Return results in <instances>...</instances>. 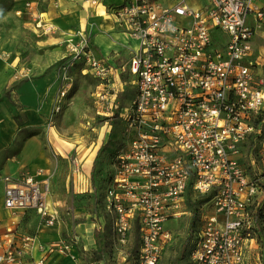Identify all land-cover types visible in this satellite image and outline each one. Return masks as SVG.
I'll return each mask as SVG.
<instances>
[{"label":"built area","instance_id":"2783aa9c","mask_svg":"<svg viewBox=\"0 0 264 264\" xmlns=\"http://www.w3.org/2000/svg\"><path fill=\"white\" fill-rule=\"evenodd\" d=\"M100 0H92L98 3ZM122 0L109 10L117 27L137 42L128 65L136 94L122 115L126 145L118 154L106 188L104 210L112 216L116 243L128 244L139 226L137 264H160L178 229L171 219L190 212L188 200L213 193V211L202 213L192 264H250L254 235L252 207L264 211V169L254 175L241 161L245 143L264 122L263 57L255 39H264V0ZM27 8L33 4L27 2ZM254 24L249 23L250 16ZM44 32L53 33L52 24ZM64 39L68 50L54 112L73 86L70 69L100 80L97 98L113 107L117 67L94 53L89 37L76 31ZM264 166V139L260 148ZM74 173L81 160L71 159ZM36 174L6 176L5 206L35 209L46 224L57 221L47 204L49 179ZM196 196V197H193ZM264 224V213H263ZM31 236L22 241L29 245ZM77 236L54 243L49 252H70ZM0 264H25V249L0 233ZM262 259V254H260ZM44 257L34 264H44Z\"/></svg>","mask_w":264,"mask_h":264},{"label":"crops","instance_id":"0c3cea01","mask_svg":"<svg viewBox=\"0 0 264 264\" xmlns=\"http://www.w3.org/2000/svg\"><path fill=\"white\" fill-rule=\"evenodd\" d=\"M27 2L33 7L27 8ZM121 2L0 0V233L9 235L14 246L25 249L22 257L25 264H34L43 257L44 264H88L86 260L97 248L93 214L84 203L85 196L94 191L93 169L98 147L94 142L87 143V147L66 138L76 128L64 124L73 109L75 94L63 99L64 111L56 113L54 109L62 85L60 66L69 54L63 41L76 37V31H83L89 37L96 56L117 67L112 86L117 89L113 109L107 111L105 107L97 113L122 117L130 106L136 83L133 78L132 91L128 86V77H132L128 65L137 42L118 29L109 10L111 5ZM249 21L254 24L252 15ZM44 24H52L54 32H44ZM262 37L263 30L259 29L255 47L263 57ZM255 70L264 76V58L262 66ZM70 75L74 84L86 74L73 67ZM129 91L132 96L126 104ZM74 156L81 160L79 173L73 171ZM40 170L39 179L42 182L49 179L47 204L57 215L54 224L44 223L35 209L11 210L5 206L4 178L36 174ZM25 235L32 238L29 245L22 241ZM74 236L78 242L71 246L70 252H49L52 244L69 242ZM247 254L250 264H264L257 240L250 242ZM191 262L189 256L188 264Z\"/></svg>","mask_w":264,"mask_h":264},{"label":"rangeland","instance_id":"374dc122","mask_svg":"<svg viewBox=\"0 0 264 264\" xmlns=\"http://www.w3.org/2000/svg\"><path fill=\"white\" fill-rule=\"evenodd\" d=\"M202 1L203 0H195L196 3ZM195 2L194 4L196 5ZM32 47L33 43H31V48ZM81 76V79H77V82L74 80L75 82L67 97L69 98L71 94H75L76 99L72 103L73 109L68 113V116H66L67 119L64 121V124L76 128L73 129L74 132H69L66 138L74 143L82 145H86L87 143L93 144L92 142H94L95 146L98 147L96 151L95 168L93 169L94 191L89 196H85L84 206L86 210L91 211L93 214L91 217L96 225V231L99 229L103 231L107 256L105 261H94L93 255H90L86 262H88V264H137L135 259L138 252L137 244L139 243L137 230H133L128 244L124 246L117 245L116 241L114 242L113 232H110L108 227L103 229L106 222L101 218L102 214L98 211L95 202L97 197L102 195L110 184L114 174L116 158L126 145L127 138L124 132L125 122L118 114L110 118L97 113L105 109V104L97 103L99 102L97 94L101 91V88H98L100 80L91 75ZM133 78L134 77H128L130 81L128 86L132 91H134L133 89L135 86ZM132 91H129L127 94L128 96L125 99L126 104L131 100ZM131 104L132 102L130 105ZM64 110L65 109H63V111ZM258 128H260L261 131L255 133V135L248 140L246 148L241 153L240 157L244 165L254 175H259L264 169L260 157V148L264 139V122L261 120L258 123ZM86 146L88 147L89 144ZM77 150L78 146L75 148V151ZM193 197L196 196L193 195ZM206 198L208 197L199 196L195 200L192 199V201H196V203L193 207L194 202H192L189 206L190 212L187 215L180 220L171 218L166 223V227L178 229V234L172 244L165 249L160 264H175L177 258L180 256L182 258L179 261L180 264H188L189 247L187 245V239L189 237V225L192 219H196L197 225L200 224L202 213L213 211L211 201Z\"/></svg>","mask_w":264,"mask_h":264},{"label":"trees","instance_id":"16d2710c","mask_svg":"<svg viewBox=\"0 0 264 264\" xmlns=\"http://www.w3.org/2000/svg\"><path fill=\"white\" fill-rule=\"evenodd\" d=\"M64 61H63V63H64ZM75 68H78V66H75ZM78 70H79V68H78ZM247 142L244 144L245 148H246ZM104 196H105V192H103L102 195H99L95 202H96V206H97L98 211L102 214L101 218H103L105 220V222H106L104 228L103 227L102 228L105 229L106 227H108L109 231L113 232L112 216L107 214L105 212V210H104ZM202 197H208L206 199L211 201L212 197H213V193L207 194V195L202 196ZM192 202H194V205H193V207H194L196 201H192V198H190L188 200L189 206L192 204ZM251 209H252V211L254 213V225H253L254 235L256 237V240L258 241V243L261 246V254H262V258L264 260V224H263V213H264V211H263V208L255 207V206L252 207ZM197 210H198V208H197ZM202 224H203V221H202V215H201L200 224L197 225L196 219H192V222L189 225L190 226V228H189V237L187 239V245L189 247V251H188L189 256H191V252H192V248H193L194 240H195V238H194L195 234L200 229ZM101 230L102 229H99L98 231L95 232V239H96V242H97V248H96V250H95V252L93 254V257L95 259L94 261H105L107 259V256H106V242L104 241V234H103V231H101ZM134 230H137L138 237H139V243L137 244V247H138L137 251L138 252H137V257L135 258L136 262H138L139 253H140V233H139L138 224H136ZM113 234H114V242H115L116 241L115 233L113 232ZM180 259H182L181 256L177 258L175 264H180L179 263ZM191 264H192V262H191Z\"/></svg>","mask_w":264,"mask_h":264}]
</instances>
